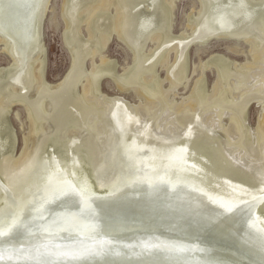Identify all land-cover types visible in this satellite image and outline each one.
Listing matches in <instances>:
<instances>
[{"label": "bare ground", "instance_id": "6f19581e", "mask_svg": "<svg viewBox=\"0 0 264 264\" xmlns=\"http://www.w3.org/2000/svg\"><path fill=\"white\" fill-rule=\"evenodd\" d=\"M177 1L86 0L81 7L83 0H62L61 13L66 24L63 36L71 47L72 63L66 75L57 82L50 83L45 76L46 53L41 44V29L50 0H40V11L29 29L25 28V25L30 24L27 22L28 18L21 16L17 10H11L9 0H0V41L5 43L6 51L12 58L8 66H0V82L7 81V92H10V97L6 99L0 87V124L4 123L0 127V163L5 159L4 155H11L7 158L11 160L9 165L6 164L8 160L0 164V172L10 175L4 178L0 173V178L3 177L4 180H0V212L11 202L7 190L16 195L14 185L20 192L26 189L25 184L26 187L31 184L38 186L45 177L47 181L54 183V187L63 182L69 186H63L65 189L73 190L82 197H91L85 191L86 183L95 186L92 195L115 197L120 189L114 193L115 187L112 186L117 183L119 173L125 169L124 161L129 158L127 155L133 152V159L139 164L138 169L143 174L147 173L150 178L149 171L152 169L148 165L152 164L159 165L162 170L175 165L183 174H178L179 176L188 174L186 176L195 185L193 191L185 193L207 205L217 204L215 206H221L226 213L235 207L239 208L235 211L242 212H248L249 208L243 209L248 206L258 207L249 223L251 230L258 229L264 235V148L260 150L259 157L252 159V150L248 151L247 148L246 151L244 143L245 136L254 133L252 128L245 125L248 109L252 103L261 104L259 101L264 98V0H193L197 14L193 9L186 16L185 23L189 32L184 30L175 35L173 11ZM26 2V6H31L30 0ZM9 6L10 12L7 10ZM127 7H131L135 14L138 13V22L134 25L128 23ZM27 13L31 19L30 12ZM83 25L88 38L82 36ZM102 26H105L104 33L98 35ZM7 27L10 32H7ZM22 33L25 37H22ZM114 35L132 51L131 63L124 66L121 72L117 71V62L104 55L105 48ZM97 37L98 40L95 41ZM84 39L89 51L82 56L79 54V47L80 41ZM214 39L234 41L235 50L242 43L247 44L253 62L248 55L246 62L240 63L224 54L212 52L205 60L201 59L192 71L189 54L191 46L195 43L204 45ZM149 43L152 46L147 50ZM89 57H92L93 62L91 68L86 70L84 63ZM96 57L99 60L96 61ZM160 69L165 72L164 78L160 75ZM207 71H212L215 75L212 93L207 88ZM192 75L196 79L190 85ZM106 79L111 80L117 90L124 94L133 92L137 101L131 103L119 94L112 97L104 94L101 83ZM225 84L227 86L224 88ZM79 86L82 87V92L77 94ZM189 86L193 88L190 95L184 98L185 107L177 113L173 110L176 100L171 99L172 95L175 96L180 88L186 91ZM73 94H76L77 101L72 99ZM227 94L232 96L228 97ZM212 96L215 99L211 100L215 104H211V107L205 103ZM15 104H22L29 121L23 149L16 157L17 135L8 118ZM65 108L67 110L64 111ZM224 120H227V124ZM223 128L227 139L225 142L221 139L223 145L219 149L225 145L228 157L221 152L218 160L222 167L219 165V169L215 170V160L211 156L213 164H210L204 151H210L213 155L216 151L210 149L209 145L208 148L200 147L198 141L204 142L208 138L211 140L207 141L208 144L213 141L216 143L217 130ZM256 131L259 144H264V119H261ZM49 133L51 134L48 136ZM238 134L240 136L237 138ZM65 135L68 136L66 140L63 137ZM54 146L53 153L51 148ZM78 155L85 160L86 172L82 171L81 165L72 163V158ZM69 162L75 169L70 170ZM4 168L7 169L3 171ZM243 168H247V171ZM230 170L250 175L255 181L262 179L263 182L249 189L244 184L227 180L224 173ZM172 172L176 173L174 170ZM160 176L154 179L162 178ZM178 181L179 178L176 177L173 182ZM46 184L47 182L44 188ZM23 196L27 197L25 192ZM205 206L200 204V207L207 209ZM201 209L196 208L204 214L207 223L214 220L215 217L210 212L205 213ZM7 212L6 209L4 213ZM188 215L195 217L197 213L191 211ZM195 220L207 224L200 218ZM209 224L212 225L213 222ZM0 229L6 231L7 227L0 226ZM228 229L229 222L221 220L213 227L216 233H224ZM258 238L264 242V236ZM37 240L39 238L35 241ZM141 240L135 243L133 240H109L111 243L106 247L114 251L122 250L123 254L130 256L133 252H140V246L145 242L173 243L188 250L183 254V259H193L192 254L196 255L203 250L195 243L192 245L166 237ZM245 241L253 249H260L263 255L259 256L264 261L263 247L256 234L246 235ZM102 242L104 240H86L77 249L54 251L42 259L50 264H70L74 260L91 263L96 256H76L72 253L89 246L98 247ZM24 247L22 249H28L30 244ZM155 251L164 253L162 250ZM62 252L69 254L60 255ZM208 252L214 254L213 251Z\"/></svg>", "mask_w": 264, "mask_h": 264}, {"label": "water", "instance_id": "95a60500", "mask_svg": "<svg viewBox=\"0 0 264 264\" xmlns=\"http://www.w3.org/2000/svg\"><path fill=\"white\" fill-rule=\"evenodd\" d=\"M9 1L11 10H17L21 16L28 18L27 22L30 24L25 25V28L29 29L30 26L32 28L40 11V0H30L31 6H26L28 5L26 0ZM9 9L10 6L7 8L8 12H10ZM27 11L30 12L31 19ZM21 35L25 37L23 33ZM131 154L127 155L129 158L124 161L125 169L119 173L117 183L112 186L115 187L114 193L120 189L115 197L92 195L95 186L89 184L91 188L88 183L85 184V191L91 197H82L73 190L65 189L63 186H69L63 182L54 187V183L47 181V177L43 178L41 183L37 184L38 186L31 184L26 187L25 184L26 189L20 192L14 185L13 190L17 193L16 195L7 190L11 202L0 212V226H6L8 229L15 220L16 226H20L22 235L12 239L11 244L5 246L25 248L24 246L30 244V248H35L47 245L53 253L63 249H77L84 245L86 240H120L122 242L133 240L135 243L142 241L141 238L166 237L192 245L195 243L203 250L196 255L192 254L193 259L181 258L178 262H173L164 253H157L153 257H137L126 256L123 254L124 251L119 250L122 253L121 256L95 257L91 263L74 260L70 264H104V258L118 260L119 264H141V262L151 264L152 261L156 264H264L259 256L263 255L260 249L258 250L257 247L253 249L245 241L246 235L250 233L256 234L258 241H261L259 236L262 238L264 236L258 232V229L251 230L252 226L249 223V220L254 218L258 207L252 205L243 208H249L248 212L235 211L239 209L235 207L226 213L221 206H215L217 204L207 202L209 203L207 205L195 196L193 198L188 195L189 191H193L195 184L188 179L190 178L188 174H186L188 176H179L178 174H183L175 165H171L172 167L167 170H162L156 164L148 165L152 169L149 171L150 178L147 173L143 174L142 170L138 169L139 164L134 161L133 152ZM173 170L176 173L172 172ZM159 175L162 178L154 179ZM176 177L179 181L174 183ZM45 182H47L46 188H44ZM24 192L27 195L25 198ZM200 204L203 206L205 204L207 209L200 207ZM196 208H202L201 210L205 213L210 212L215 217L211 221L213 224L207 223L204 214ZM6 209L7 214L4 213ZM191 211L196 212L197 215L190 217L188 213ZM196 218H200L207 224L200 223L195 220ZM218 220L229 222L230 229L224 233L214 232L213 227L217 225ZM37 238L39 240L35 241ZM58 241L63 243H56ZM260 243L264 253V242ZM208 251H213L214 254ZM7 262L5 260L3 264H8ZM12 264H15V261Z\"/></svg>", "mask_w": 264, "mask_h": 264}, {"label": "rangeland", "instance_id": "374dc122", "mask_svg": "<svg viewBox=\"0 0 264 264\" xmlns=\"http://www.w3.org/2000/svg\"><path fill=\"white\" fill-rule=\"evenodd\" d=\"M85 1L86 0H83V2H81V7H83L85 5V3H86ZM194 7H196V4L194 3L193 0H178L176 2L175 8L173 11V33L175 35L183 32L184 30L188 31L186 23H185V21L187 19L186 16L189 13H191L193 9L195 10V13L197 14V9ZM130 8L131 7H129V8L127 7L126 15L128 17V23H132L134 25L136 22H138V19L136 16L138 13L135 14V11H132ZM61 9H62V0H50L48 10H47L46 16H45L44 21H43L44 24H43L42 29H41V44L43 45L45 53H46L47 71L45 73L46 74L45 76H46L47 81L50 83H55L58 80H60L64 75H66V73L68 72V70L71 66V63H72V55H73L72 50H71L70 45L66 42V40L63 36L64 32L66 30V24H65V19L62 16ZM76 14L74 16H76ZM11 16L12 15H10V17ZM102 24H103V22H102ZM104 27L105 26H102V28L99 29L98 35H101L104 33V29H105ZM6 30H7V32L11 31L9 29V27H7ZM81 30H82V36L84 38H88L87 31H86V28L84 25L82 26ZM8 36L10 37V39H12V36L9 33H8ZM97 40H98V37L96 38L95 41H97ZM86 43L87 42L85 41V39L80 41L79 54L82 56L87 55L86 51L87 50L89 51V47L86 45ZM89 45H93V44H89ZM151 46H152L151 43H149L147 45L146 49L147 50L150 49ZM235 47H236V43L234 41H231L228 39H217V40L214 39V40H211L207 44H204V45H199V44L195 43L193 46H191V48L189 50L192 71H194V67L199 64L201 59L205 60L207 58V56L212 52L224 54V55L228 56L229 58H231L232 60L240 62V63L246 62V60H247L246 56L248 55L249 60L251 59L250 61L253 62L252 56L249 55L247 44L242 43L239 46L238 50H235ZM88 51H87V53H88ZM131 52L132 51H131L130 47L127 44H125L124 41H122L120 38H118L117 35H114L112 41L106 46L105 51H104V55L108 56L112 60H115L117 62V68H118L117 71L121 72L122 68L124 66L131 63ZM11 59L12 58L10 57V54L6 51L5 43L0 41V66L1 67L8 66L11 62ZM97 60H99L98 57H96V61ZM27 61H29V60H27ZM85 62L86 63H84V65H85L84 67L86 68V70H89L91 68V65H92L91 62H93L92 57H89L88 59H86ZM160 75L163 78L165 77V72L162 69H160ZM206 76H207V81H208V86H207L208 91L210 93H212L213 87H214L213 85L215 84V75L212 71H207ZM195 79H196V77H194V75H192L191 79H190V81H191L190 85H192V83L194 82ZM5 82H7V81L0 82V87L2 88L4 97L6 99H8V97H10L9 96L10 92H7V91H9V89H7V84ZM101 86H102L103 93L107 94L108 96L112 97V96L119 94L123 98L125 97V99H127L128 102L135 103L137 101V98L133 92H126L125 94L120 92L119 90H117V87L115 86V84L109 79L103 80V82L101 83ZM226 86H227V84H225L223 87L225 88ZM81 88H82L81 86L78 87L77 94H80L82 92ZM192 88H193V86H189L186 89V91H185V89L183 90L182 88H180L179 90L176 91L175 96L172 95L171 99L176 100L175 101L176 104L173 105L175 107L173 109L175 112L179 113L180 110L185 107L184 106V98L190 95ZM123 94H124V96H123ZM227 96L231 97L232 95L227 94ZM72 97H73L72 99L74 101H77L76 94H73ZM218 98H220V94L218 95ZM211 99H215V98L213 96L208 98V100L206 101L205 104L206 105L215 104L214 100L212 101ZM259 102H261V104L252 103L250 105L248 112H247V115H246V118H245V125L247 127L252 128V130L254 131L253 134H250V136H248L249 135L248 134L247 136H245V139H244L246 151H247V148H248V151L252 150V151H250L251 155H252V159L259 157L261 151L264 148L263 142L261 144H259L258 139H257V135H256L257 134V131H256L257 126H258L259 122L261 121V119H264L262 117V116H264V98L261 99ZM212 105H211V107H212ZM189 109L190 108H188L187 111H189ZM65 110H67V109L65 108L64 111ZM199 112L200 111H196V113H199ZM17 113H19V116H17ZM8 118H9L10 123L12 124V127L14 128V130L16 132V135H17V148L18 149H16V153L14 156V157H16V155H19L21 153V151H22L21 148L23 149L24 135L27 134L29 131V124H28L29 121L27 119L28 117H27L25 108L22 106V104H15V106L12 107ZM181 119H182V117H181ZM224 123L227 124V120H224ZM3 124L4 123L2 122V124H0V127L3 126ZM7 128H8V126H7ZM4 129H6V127ZM224 130H225L224 128L217 130L218 133H216V135L218 137H216L217 138L216 143H215V141H213L212 143L208 144L207 141L211 142V140L208 138H206V140H204V142L199 140V139H198L199 141L197 140L198 145L200 147L208 148L207 145H209L210 149H212L213 151H216V153H214V155H215V157H214L213 153H211L210 151L205 152L203 150L204 153L208 155V157L210 159V164H213V161L215 160V163L213 164V168L215 167L214 168L215 170L219 169V165L222 167V164H220V162L218 160L219 156L221 155V152L223 154H225L224 156L228 157L227 156V154H228L227 150L228 149L224 150L225 145L222 148L220 147V149H219V146L223 145L222 141L225 142V139H227V134L224 132ZM46 133H48V132H46ZM46 133H44V134H46ZM50 134L51 133H49L47 135L49 136ZM223 135H224V137H223ZM253 135L256 137H254ZM44 136H46V135H44ZM57 136L59 137V135H57ZM239 136L240 135L238 134L237 138ZM63 137L65 138V140L68 138L67 135H65ZM46 138H48V137H46ZM219 138H220V140H219ZM202 139H203V137H202ZM221 139H222V141H221ZM11 141H10V143H13L12 139H11ZM259 145H261V146H259ZM195 146L200 149L199 146H197V145H195ZM195 146H193V147L195 148ZM54 148H55V146L53 148H51L52 152H53ZM57 151L60 152L59 150H57ZM9 156H11V155H8V154L4 155L3 157H5V159H3L2 162H5L6 160H8L7 158ZM211 156L213 157V159ZM211 159L213 160L212 162H211ZM10 162H11V160H8L6 164L9 165ZM72 163L74 165H79V166L81 165L82 171H84V172L87 171V170H85L87 168V167L85 168V160L82 159L81 155H78V157L72 158ZM72 163L69 162L70 170L75 169V166ZM5 169H7V168H4L3 171H5ZM243 170L247 171V168H243ZM252 175H254V174H252ZM1 176H4V178H5V177H9L10 175L6 176L4 173H1ZM224 177L227 180H234V182H236V183L244 184L249 189H253L256 186H258L259 184H261V182H263V181H261L262 179H259V180H257L258 181V183H257V181H255L254 179H251L250 175L245 176L239 172H235V171H231V170L228 171L227 173L225 172ZM0 180L4 181L3 177L0 178ZM262 216L264 217V214H262Z\"/></svg>", "mask_w": 264, "mask_h": 264}, {"label": "snow or ice", "instance_id": "6c2138e0", "mask_svg": "<svg viewBox=\"0 0 264 264\" xmlns=\"http://www.w3.org/2000/svg\"><path fill=\"white\" fill-rule=\"evenodd\" d=\"M22 235L20 231V226H16L15 220H13L12 225L8 226L7 231L0 229V262L8 261V264H50V262L42 259L46 255H50L51 252L47 245H40L35 248L22 249L17 247H6L5 245L11 244L12 239ZM110 241H104L100 246H89L82 250L72 253L76 256H96L103 257L105 255L109 256H121L122 253L119 251H114L111 248L106 247L110 244ZM140 252L131 253L133 256L137 257H153L157 254L155 250H162L170 260L173 262H178L183 254L188 251L185 247L173 243L161 244V243H150L145 242L141 246ZM60 255H68L67 252L59 253ZM104 264H119L118 261L113 259H107ZM141 264H147V262H141ZM151 264H156L152 261Z\"/></svg>", "mask_w": 264, "mask_h": 264}]
</instances>
